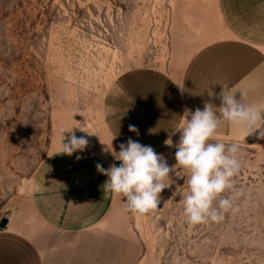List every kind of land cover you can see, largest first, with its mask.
<instances>
[{
    "label": "rangeland",
    "instance_id": "obj_1",
    "mask_svg": "<svg viewBox=\"0 0 264 264\" xmlns=\"http://www.w3.org/2000/svg\"><path fill=\"white\" fill-rule=\"evenodd\" d=\"M238 26L222 0H0V264H264L259 130L224 122L212 141L241 149L234 190L221 196L233 208L218 223H187L183 170L170 173L158 209L137 217L104 193L96 168L118 161L107 146L118 153L129 137L175 165L185 109L219 112L220 97L164 82L179 85ZM71 129L89 143L69 156Z\"/></svg>",
    "mask_w": 264,
    "mask_h": 264
},
{
    "label": "clouds",
    "instance_id": "obj_2",
    "mask_svg": "<svg viewBox=\"0 0 264 264\" xmlns=\"http://www.w3.org/2000/svg\"><path fill=\"white\" fill-rule=\"evenodd\" d=\"M246 95L242 91L237 97L223 91L219 112L214 111L215 106L209 102H205L203 109H185L184 123L178 130L180 137L175 145V165L169 166L163 154L131 137L119 145L118 153L112 143L110 147L106 145L107 151L121 163L119 166L114 163L108 169L97 163V171L108 177L103 185L104 193L122 196L126 211L141 217L158 209L160 193L171 185L168 183L170 173L180 169L186 173L187 191L181 195V200L187 223L194 226L223 221L225 213L233 208V197L221 196L234 190L233 178L242 163L238 143L212 142L217 130L226 122L244 130L246 136L259 130V138H264V103L246 105L243 102ZM129 131L139 135L135 125H129ZM67 132L70 135L66 143L62 133L61 153L71 156L86 149L89 141L85 136L77 137L73 129ZM165 144L172 146L173 142L168 139ZM217 199L218 207L215 206Z\"/></svg>",
    "mask_w": 264,
    "mask_h": 264
},
{
    "label": "crops",
    "instance_id": "obj_3",
    "mask_svg": "<svg viewBox=\"0 0 264 264\" xmlns=\"http://www.w3.org/2000/svg\"><path fill=\"white\" fill-rule=\"evenodd\" d=\"M254 1L261 2L262 10L251 15ZM222 5L225 21L239 25L234 29L235 37L208 46L199 56L204 60L191 64L179 85L178 78L165 81L164 90H181L186 96L192 92L199 96L206 93L216 100L223 91L237 97L243 91L247 93L243 97L246 105L259 104L264 95V0H222Z\"/></svg>",
    "mask_w": 264,
    "mask_h": 264
},
{
    "label": "water",
    "instance_id": "obj_4",
    "mask_svg": "<svg viewBox=\"0 0 264 264\" xmlns=\"http://www.w3.org/2000/svg\"><path fill=\"white\" fill-rule=\"evenodd\" d=\"M117 166H119V164L121 163L120 161H115L114 162Z\"/></svg>",
    "mask_w": 264,
    "mask_h": 264
}]
</instances>
